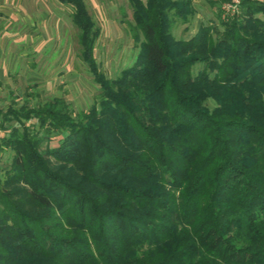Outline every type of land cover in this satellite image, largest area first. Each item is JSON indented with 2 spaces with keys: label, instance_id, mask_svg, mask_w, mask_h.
I'll return each mask as SVG.
<instances>
[{
  "label": "trees",
  "instance_id": "16d2710c",
  "mask_svg": "<svg viewBox=\"0 0 264 264\" xmlns=\"http://www.w3.org/2000/svg\"><path fill=\"white\" fill-rule=\"evenodd\" d=\"M57 1L98 98L0 108V264H264V0L189 38L190 0H128L139 49L114 77L86 1Z\"/></svg>",
  "mask_w": 264,
  "mask_h": 264
},
{
  "label": "rangeland",
  "instance_id": "374dc122",
  "mask_svg": "<svg viewBox=\"0 0 264 264\" xmlns=\"http://www.w3.org/2000/svg\"><path fill=\"white\" fill-rule=\"evenodd\" d=\"M85 1L99 27L95 59L101 71L114 77L134 62L139 49V41L132 35L128 0ZM213 2L215 0H190L193 12L187 15L186 22L178 20L173 24L174 37L189 38L200 23L219 29L222 9L220 6L218 11ZM71 11L70 5L57 0H0V35L6 30L15 33V62H18L16 70L0 78V105L12 101L21 104L24 100L34 105L62 97L77 112L97 101L99 87L79 57L77 29L71 21ZM3 61L2 58L1 64ZM208 105H213L211 100ZM59 138L54 137L50 145H57ZM11 156L7 147L0 150V179L10 166Z\"/></svg>",
  "mask_w": 264,
  "mask_h": 264
},
{
  "label": "crops",
  "instance_id": "0c3cea01",
  "mask_svg": "<svg viewBox=\"0 0 264 264\" xmlns=\"http://www.w3.org/2000/svg\"><path fill=\"white\" fill-rule=\"evenodd\" d=\"M4 1L8 2L9 0H4ZM192 35L193 34H191L190 36ZM16 38L17 37L15 36V33L14 32L10 33L8 30L4 31L3 35H0V78L1 77L3 78L4 76H8L10 72H13V69L16 70V68L18 67V62H15L17 58V49H16V41H15ZM2 58L4 60L3 61L4 63L1 64ZM27 94L28 93H26V95ZM9 103H7L6 105H0V108L5 109L9 105Z\"/></svg>",
  "mask_w": 264,
  "mask_h": 264
},
{
  "label": "built area",
  "instance_id": "2783aa9c",
  "mask_svg": "<svg viewBox=\"0 0 264 264\" xmlns=\"http://www.w3.org/2000/svg\"><path fill=\"white\" fill-rule=\"evenodd\" d=\"M242 0H226L221 4V20L226 21L236 15Z\"/></svg>",
  "mask_w": 264,
  "mask_h": 264
}]
</instances>
